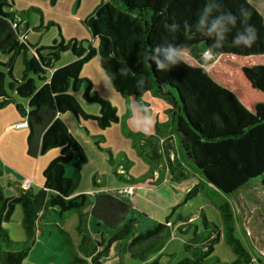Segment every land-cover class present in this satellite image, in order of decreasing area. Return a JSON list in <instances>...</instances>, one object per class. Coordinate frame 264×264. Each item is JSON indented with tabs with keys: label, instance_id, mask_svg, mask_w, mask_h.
I'll use <instances>...</instances> for the list:
<instances>
[{
	"label": "trees",
	"instance_id": "1",
	"mask_svg": "<svg viewBox=\"0 0 264 264\" xmlns=\"http://www.w3.org/2000/svg\"><path fill=\"white\" fill-rule=\"evenodd\" d=\"M49 1L54 5L59 0ZM218 2L222 12L236 15L237 24L221 47L210 50V38L197 35L187 40L184 36L185 21L194 25L206 0H102L83 20L98 41L97 46L89 44L88 47L77 39L65 41L63 38L48 47L29 44L24 38L28 21L12 9L13 0H0V53L9 56L6 63H0L7 68L6 73L0 70V109L12 103L26 119L29 156L38 157L51 149H59L58 156L45 167L43 186L38 191L20 189L16 196L7 197L0 183V264H23L46 225L55 219L63 222L72 213L78 215L76 247L62 224L56 225L69 252V264H102L101 258L109 254L113 243L119 244L120 252H127L139 264L160 263L161 250L173 231L169 217L139 233L137 220L128 218L132 204L123 195L96 194L91 206L86 194L76 193L88 158L82 144L60 116L71 113L79 123L95 121L100 129L119 122L117 109L92 91L89 79L81 77L84 64L95 56L99 57L116 92L123 97L139 98L150 93L170 104L166 110L169 119L156 122L153 135L134 132L129 136L135 146L145 150L154 166L164 157L163 171L174 181L197 176L198 182L186 191L182 203L202 193L220 214L221 226L200 211V231L189 216H177L178 232H191V236L183 245L184 256L174 264H264L261 259H255L237 237L238 218L226 199L238 194L252 179L258 178L264 187V102L248 110L233 92L211 76L205 68L209 61L203 58L205 53L214 57H264V17L249 0ZM241 7L249 13L247 22L257 30L258 38L251 47L234 46L232 42L242 29ZM172 23L179 26L175 33L167 31ZM165 37L174 44L186 45L184 54L194 62L184 59L186 63L167 72L158 71L154 63H146L145 56L153 52L155 45L163 44ZM67 50L74 59L54 68V62ZM18 56L23 66L19 79L13 75V62ZM6 74L10 77L9 90L27 100L26 106L4 94ZM242 74L252 88L264 95V64L243 67ZM138 81L143 84L138 86ZM83 83L87 85L81 98L97 104L98 114L86 112L77 97ZM144 105L140 102L142 111L149 113ZM74 159L72 175L67 176L65 166ZM110 162L114 164L113 157ZM126 162L123 172H118L117 166L113 169L125 183L133 184L154 174L151 164L149 173L133 178L128 175L131 162ZM162 180L163 175L158 174L151 184L158 185ZM16 206L22 213V241L12 240L4 227L12 222ZM91 218L96 220V226L105 224L114 232L94 233L89 224ZM222 238L234 254L231 262H224L214 254Z\"/></svg>",
	"mask_w": 264,
	"mask_h": 264
},
{
	"label": "rangeland",
	"instance_id": "2",
	"mask_svg": "<svg viewBox=\"0 0 264 264\" xmlns=\"http://www.w3.org/2000/svg\"><path fill=\"white\" fill-rule=\"evenodd\" d=\"M101 1L81 0L80 3H77V0H59L52 5L49 0H13L12 9L22 14L24 21H28L24 38L29 44L48 47L55 40L63 38L65 41L77 39L84 47H88L89 44L97 46L98 41L92 37L83 20L92 14ZM249 2L264 17V0H249ZM8 58V55L0 53V63H6ZM183 58L189 62H194L188 54H184ZM203 58L209 61L205 68L211 76L222 86L233 92L248 110L254 104L264 102V95L252 88L242 74L243 67L264 64V57H240L235 55L214 57L209 53H205ZM73 59L70 50L62 52L60 58L54 62V68L62 67ZM0 70L7 72V68L3 65H0ZM22 71V58L18 56L13 62L14 77L19 79ZM81 77L89 79L92 83V91L103 99L110 101L117 109L119 122L106 129H100L95 121L81 120L79 123L71 113L60 116L71 133L82 144L88 158V162L82 168V177L76 193L86 194L92 206L96 194L110 192L122 195L129 185L135 190L138 189L139 193L134 192V195L140 197L136 203H133L130 198L127 199L133 206L128 218L136 219L137 231L143 233L158 222H164L169 217V221L173 225V231L161 250L162 255L159 264L176 263L184 256L183 245L191 236V232L186 234L178 232L177 227L180 224L177 222L178 215L189 216L190 221L198 226L199 231L202 230L200 211H203L210 221L219 226L222 224L218 210L206 195L200 193L194 199L182 203L188 187L190 188L198 182L197 176H191L182 182H177L168 173L167 178L164 177L162 182L156 185L151 184L156 179L153 174L144 180L129 184L120 180L113 173L114 166H117L118 172H123V165L127 164L126 160L131 162L130 166L126 165L129 166V176L141 178L149 173L153 163L146 157L145 150L140 149L139 145H134L129 134L153 132L156 122L163 123L169 119L166 110L170 108V104L150 93L143 94L139 98L135 96L123 97L114 89L100 65L98 56L84 64ZM9 81L10 77L6 74L4 87L8 95L13 96V92L8 88ZM86 85L87 83H83L77 97L86 112L98 114L99 107L97 104L84 102L81 98ZM16 100L24 103L26 101L18 97H16ZM140 102L145 104L144 109L148 110L149 113L142 111ZM15 116L20 121H26L19 115L12 103L0 109V130L7 123L12 122ZM27 136L28 128L24 127L18 131L7 133L0 143V183L3 185L4 194L7 197L17 193L15 188L17 186L12 184L9 187L6 182L11 172L15 176H18V174L23 177L30 176L31 180L34 181L33 190L38 191L43 186L45 167L59 154V149L54 148L38 157L29 156L27 153ZM111 157H113L115 165L110 162ZM75 162L74 159L65 166L67 176L72 175ZM164 164L165 159L162 157V162H159L157 166L153 165V168L156 170L161 169L162 172L160 173H163ZM226 199L234 207L238 218L236 225L237 237L240 238L255 259H261L264 263V187L259 184L258 178L252 179L239 190L238 194L227 196ZM21 219V209L16 206L12 222L4 225L14 241L24 239ZM55 220L56 223L62 224L68 232L72 244L76 247L79 240L75 229L78 215L72 213L63 222L59 219ZM90 221V227L95 230L99 229L94 218H91ZM101 226L103 231L107 233L105 235L114 232L112 228L105 224ZM49 230L53 232V235H49ZM214 254L224 262H231L234 259L233 252L223 238L216 244ZM101 261L102 264H139L127 252H120L117 243H113L109 254L102 257ZM68 262L69 252L58 235L56 226L52 225V227H46L45 235L38 238V242L23 264H69Z\"/></svg>",
	"mask_w": 264,
	"mask_h": 264
},
{
	"label": "clouds",
	"instance_id": "3",
	"mask_svg": "<svg viewBox=\"0 0 264 264\" xmlns=\"http://www.w3.org/2000/svg\"><path fill=\"white\" fill-rule=\"evenodd\" d=\"M215 12V15L213 13ZM242 29L236 33L232 40L234 46L251 47L257 40V30L255 26L247 22L249 13L243 7L240 8ZM237 24V17L232 13L221 11V4L218 0H206V3L194 25H189L187 21L184 23L185 39L191 40L197 35L210 38L212 44L210 50L221 47L227 38L232 28ZM176 23L168 26L167 31L175 33L178 29ZM186 45L174 44L169 42L165 37L163 44L155 45L153 52L145 56V62L154 63L156 69L161 72H167L171 69L180 66L184 61V53ZM123 72V69H121ZM143 81H138V86L142 85Z\"/></svg>",
	"mask_w": 264,
	"mask_h": 264
},
{
	"label": "crops",
	"instance_id": "4",
	"mask_svg": "<svg viewBox=\"0 0 264 264\" xmlns=\"http://www.w3.org/2000/svg\"><path fill=\"white\" fill-rule=\"evenodd\" d=\"M6 91V90H5ZM5 95H8V93H7V91H6V93H4ZM14 94V93H13ZM145 94H147V93H145ZM12 98H14L15 100H16V97H18L16 94H14L13 96H11ZM19 98V97H18ZM21 99V98H20ZM17 101V100H16ZM18 102H20V103H22V104H24L25 106H26V104H27V100L25 101V103L23 102V101H18ZM24 127H26V121H20L16 116H15V118L12 120V122H9V123H7L5 126H4V128L2 129V130H0V143L3 141V139H4V137L6 136V134L7 133H10V132H13V131H18V130H20L21 128H24ZM154 134V131L152 132H148V134H146L145 133V135H153ZM160 172H162L161 171V169L160 170H156L155 169V171H154V177L156 178L157 176H158V174H162L163 175V178L165 177V178H167V174H168V172H166V171H164L163 173H160ZM17 175V174H16ZM2 176H3V174H2ZM13 178V179H12ZM24 178H28V179H30L31 180V177L30 176H28V177H23V176H21V175H19L18 174V176H15L12 172H11V174H9L8 175V178L6 179L7 181V184H8V186L9 187H11L12 186V184L13 185H15V186H17V187H15L16 189H17V193L15 194V195H10L11 197H14V196H16L17 194H18V192L20 191V189H22V187H21V182H22V180L24 179ZM33 184H34V181H33V179H32V185H31V188L33 189ZM128 187V186H127ZM130 187V186H129ZM132 187V186H131ZM133 189V188H132ZM188 189H189V187H188ZM187 189V190H188ZM138 192L139 193V190L137 189V190H135V189H133V191L131 192V194H129V195H126V193H124V194H122V195H124V197L126 198V199H131V201L133 202V203H136L137 201H138V199L140 198V197H138V196H136V195H134V192ZM129 196V197H128ZM197 197V196H196ZM195 198V197H194ZM193 198V199H194ZM192 200V199H191ZM132 209H133V206H132ZM58 223H56V222H53V223H49V224H47L46 225V227L47 226H50V227H52V225H54V226H56ZM90 224H91V221H90ZM91 226V225H90ZM46 227L44 228V233H43V235L42 236H44L45 235V229H46ZM98 228V227H97ZM91 230L94 232V233H96V232H98V231H101V232H103L104 234H107V233H105L104 231H103V229H102V226H99V229H94V228H92L91 227ZM49 232H50V234L49 235H53V232L51 231V230H49ZM37 242H38V239H37ZM78 242H79V240H78Z\"/></svg>",
	"mask_w": 264,
	"mask_h": 264
},
{
	"label": "built area",
	"instance_id": "5",
	"mask_svg": "<svg viewBox=\"0 0 264 264\" xmlns=\"http://www.w3.org/2000/svg\"><path fill=\"white\" fill-rule=\"evenodd\" d=\"M31 185H32V180H30L28 178L23 179L21 182V187L23 190H27V189L31 188ZM132 191H133L132 187L128 186L125 193L131 194Z\"/></svg>",
	"mask_w": 264,
	"mask_h": 264
}]
</instances>
